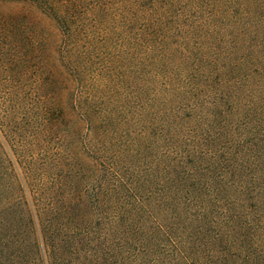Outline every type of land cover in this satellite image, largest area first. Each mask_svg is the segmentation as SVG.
Listing matches in <instances>:
<instances>
[{"label":"trees","instance_id":"trees-1","mask_svg":"<svg viewBox=\"0 0 264 264\" xmlns=\"http://www.w3.org/2000/svg\"><path fill=\"white\" fill-rule=\"evenodd\" d=\"M241 5L264 10L0 0V264H264V23Z\"/></svg>","mask_w":264,"mask_h":264},{"label":"rangeland","instance_id":"rangeland-1","mask_svg":"<svg viewBox=\"0 0 264 264\" xmlns=\"http://www.w3.org/2000/svg\"><path fill=\"white\" fill-rule=\"evenodd\" d=\"M254 1L258 4V6L264 8V0H254ZM247 5L238 6L237 8H238L239 11L235 9L236 12H237L236 18H238L237 16H238L239 13L242 14V13L245 12V14L242 16L241 20H247V23L252 24L251 26L257 25V23H261V24L264 23V10L261 11L258 14L257 17H253L252 14H251L252 10L249 7H247ZM205 13H206V15H210L212 13V11L211 10H206ZM247 14H250V15H247ZM196 16H197V14H193L191 20L194 21V22L198 21ZM236 24H238L240 26H244L243 23H238V21L235 18L233 19L231 17L229 19V21L226 23V27L229 30H233V31L237 32L239 29H238V25H236ZM234 26H235V28H234ZM192 39L194 40V36H193ZM1 79L2 78H0V80Z\"/></svg>","mask_w":264,"mask_h":264}]
</instances>
